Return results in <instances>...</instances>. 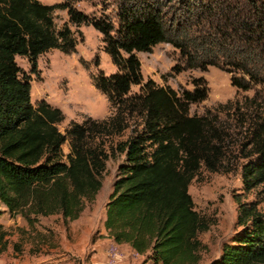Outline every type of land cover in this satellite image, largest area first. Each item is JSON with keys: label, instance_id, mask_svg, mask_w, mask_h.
I'll list each match as a JSON object with an SVG mask.
<instances>
[{"label": "trees", "instance_id": "16d2710c", "mask_svg": "<svg viewBox=\"0 0 264 264\" xmlns=\"http://www.w3.org/2000/svg\"><path fill=\"white\" fill-rule=\"evenodd\" d=\"M60 0H0V215L19 216L29 227L39 217L59 214L63 222L79 217L85 203L101 188L105 161L124 155L102 222L108 238L127 245L147 264H196L203 244L198 234L209 222L194 209L187 186L202 164L208 171L222 167L224 136L208 115H189V105L206 97L204 81L177 93L168 86L142 82L137 52L167 41L164 0H122L117 26ZM200 30L191 38L173 40L186 68L207 66L236 70L231 86L247 90L264 85V0L234 5L221 0L190 3ZM65 10L67 23L89 25L101 36L102 50L115 71L92 76L112 112L103 119L69 122L64 133L56 124L61 110L44 100L30 102L29 81L15 56L33 64L49 49L75 50L76 38L66 22L55 27V10ZM191 45V46H190ZM233 69V70H232ZM138 85L137 93H129ZM264 91V90H263ZM131 123V124H130ZM131 126V135L106 151L103 138ZM257 156L242 166L245 189L264 186V120L250 132ZM67 142V152L61 145ZM235 223L241 229L209 264H264V212L238 204ZM7 231L0 224V253Z\"/></svg>", "mask_w": 264, "mask_h": 264}, {"label": "rangeland", "instance_id": "374dc122", "mask_svg": "<svg viewBox=\"0 0 264 264\" xmlns=\"http://www.w3.org/2000/svg\"><path fill=\"white\" fill-rule=\"evenodd\" d=\"M43 4H54L60 0H38ZM122 0H90L74 2L76 9L98 17L105 15L116 27L117 9ZM199 0H190L197 3ZM201 1V0H200ZM203 2L207 0H202ZM227 4H238L245 0H221ZM197 6H189L180 0H164L163 21L167 41L154 45L150 52H137L142 82L151 79L157 86H168L177 93L191 90L192 84L205 82L207 87L204 100L189 105L188 114H207L212 125L224 136L221 143L224 155L222 167L208 171L202 164L187 186L194 209L206 219L209 227L198 234L203 244L196 264H209L216 258L224 243L240 231L235 220L238 204L253 206L264 212V186L257 184L245 189L241 182L242 166L256 160L251 129L264 120V85H252L247 90L237 89L230 84L231 76L240 72L207 66L186 68L179 49L173 40L193 43L190 39L198 36L202 24H197L194 14ZM198 12V11H196ZM55 27L67 23L65 10H55ZM76 38L75 50L62 53L49 49L36 60L15 56L21 74L29 81V96L32 104L44 100L57 107L63 119L56 124L61 133L69 122H82L90 117L106 118L111 112L105 96L92 85V76L99 72L109 75L115 71L108 55L102 50L100 34L89 25L75 27L67 23ZM191 46V45H190ZM138 85H132L129 93H137ZM131 124V123H130ZM131 126L117 135L103 138L104 147L109 151L114 144L123 142L131 135ZM67 152V142L61 145ZM124 163V155L116 152L105 161L98 196L85 203L78 218L63 222L59 214L39 217L29 227L19 216L0 215V224L7 231L6 248L0 253V264H102L105 247L110 241L102 231L104 204L111 192L112 183L118 173L117 167ZM117 264H147L142 256L135 258L128 248L118 246Z\"/></svg>", "mask_w": 264, "mask_h": 264}, {"label": "built area", "instance_id": "2783aa9c", "mask_svg": "<svg viewBox=\"0 0 264 264\" xmlns=\"http://www.w3.org/2000/svg\"><path fill=\"white\" fill-rule=\"evenodd\" d=\"M118 246L119 245H117L116 243L110 240V243H108L105 247L102 264H117V261L120 256ZM130 252L131 255L135 258L141 256L140 254L134 252L133 250H130Z\"/></svg>", "mask_w": 264, "mask_h": 264}, {"label": "crops", "instance_id": "0c3cea01", "mask_svg": "<svg viewBox=\"0 0 264 264\" xmlns=\"http://www.w3.org/2000/svg\"><path fill=\"white\" fill-rule=\"evenodd\" d=\"M101 188H102V185H101ZM99 191H100V190H99ZM99 191L96 193L95 198H96V196H98ZM101 215H102V222H103V219H104V211H103V213H101ZM102 231H105V230L103 229V227H102ZM106 239H107V241H110L109 238H106ZM122 247H124V248H128L129 250H131L127 245H123Z\"/></svg>", "mask_w": 264, "mask_h": 264}]
</instances>
